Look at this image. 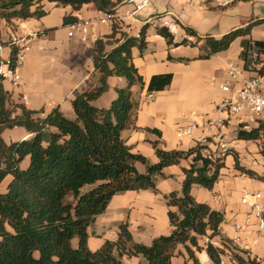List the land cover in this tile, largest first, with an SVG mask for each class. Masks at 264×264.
Listing matches in <instances>:
<instances>
[{
	"label": "trees",
	"instance_id": "trees-1",
	"mask_svg": "<svg viewBox=\"0 0 264 264\" xmlns=\"http://www.w3.org/2000/svg\"><path fill=\"white\" fill-rule=\"evenodd\" d=\"M43 1L69 5L74 11L93 3L97 11L115 13L124 0H0V22L15 28L17 21L36 17ZM76 21L66 17L65 25ZM262 24L264 19L251 21L219 39L199 36L194 29L184 27L189 37L196 38L195 42L183 39L174 43V37L165 27L157 28L156 32L169 45L202 44L201 59L226 52L237 39H242L240 58L243 60L252 47L264 54V41L249 39L253 29ZM147 29L146 24L139 37H130L114 24L110 35L95 42L92 51L95 73L88 81L89 88L72 101L73 119L58 108L44 115L43 111L14 103L0 80V185L10 177L6 191L0 193V264H121L124 256L143 258L147 264H173L180 246L186 248L190 259L197 264L192 248L199 252V238L220 235L225 216L208 204L197 202L191 193L193 187L212 191L225 167V157L230 154L238 171L264 182L253 171L243 169L232 151L223 158H215L209 145L167 151L154 142L157 162L153 163L133 152L125 142L122 133L136 128L139 108L132 88L144 85L143 77L132 64V50L137 48L142 53L147 48ZM15 58L13 49L11 60ZM111 77L124 78L127 86L116 90L117 97L108 108L94 106L92 103L109 89ZM172 79V74L152 76L148 93L164 91ZM15 128L24 129L31 137L7 144L1 135ZM262 134L263 123L250 130L237 127L239 140H260ZM186 160L190 163L182 168L181 192L165 195L172 227L169 235L154 238L150 245L135 243L126 223L120 225L117 240H108L98 250H90L88 230L116 195L158 193L157 181L166 178L164 170L180 166ZM139 165L145 168L144 172L139 170ZM74 239L78 241L77 247L73 246ZM224 242L230 243L227 239ZM206 251L212 264H221L224 249L208 244ZM233 258L236 264H261L240 253H233Z\"/></svg>",
	"mask_w": 264,
	"mask_h": 264
},
{
	"label": "crops",
	"instance_id": "crops-1",
	"mask_svg": "<svg viewBox=\"0 0 264 264\" xmlns=\"http://www.w3.org/2000/svg\"><path fill=\"white\" fill-rule=\"evenodd\" d=\"M192 1L155 0L153 4H157L156 10L152 9V5L134 17H128L132 9L125 1L117 7L114 24L128 36L139 37L141 29L148 25L147 48L142 53L137 48L132 50V64L144 79L143 86L136 85L132 88L133 97L139 104L136 128L125 130L122 137L133 148V152L144 155L153 163L157 162L152 145L154 142H159L160 147L167 151H187L201 141L210 139V150L215 154L221 141L228 145L229 151L237 154L243 169L253 171L264 179V156L261 152L262 147L258 145L260 141L239 140L237 127L231 125L221 128L217 122L220 118L218 106L227 98L221 87L230 83L228 70L231 66L243 65L240 58L243 51L242 39H237L226 52L201 59L199 56L202 52L199 47L202 44L198 47L169 45L167 40L156 32L157 28L165 26L164 21L176 20L184 32V27H189L199 36L209 35L219 39L229 33L222 35L220 29L228 26L230 17L215 15L212 10L218 7H213L214 5L209 2L195 0L197 4L209 5L210 11L213 12L215 21L205 28L195 23H187L186 16L182 13L185 9L176 11L173 8H181V5ZM228 8L234 10L233 15L238 17L237 25L240 26L245 27L251 21L264 19V0L240 1L226 9ZM186 10L188 12L191 8L187 7ZM101 14L93 3L84 5L80 11H74L69 5L43 1L36 17L17 21L15 28L6 26L3 21L0 22L1 45H5L13 36L31 35V48L18 69L21 77L19 84L14 85L10 80L2 81L5 90L11 94L12 101L24 104L29 110L43 111L44 115L58 108L66 117L70 119L75 117L72 101L89 88L91 83L89 85L88 81L95 73L92 58L95 42L110 35L113 26L95 24L86 40L82 41L78 35L69 37L65 18L73 17L77 21H82L99 18ZM235 28L232 29L236 30ZM256 28L249 39L258 40L252 36ZM181 38L183 39L184 35H181ZM193 40L196 38L192 37L189 41L195 42ZM174 43H178L175 38ZM12 53V49L4 48L0 58L8 59ZM160 74L173 75L170 86L161 92L148 93L151 77ZM93 81L96 83L97 79ZM108 85L107 92L92 103L94 106L108 108L117 97L116 90L125 88L127 81L121 77H111L108 79ZM190 127L194 128L191 135L178 136L179 131H185ZM1 137L4 142L10 144L29 139L31 135L22 128H15L4 131ZM224 162L225 167L221 170L220 180L212 191L199 186H194L191 191L197 202L208 204L213 210L222 212L225 216L220 235L212 239L207 236L199 238L201 247L199 252L192 248L198 260L197 264H212L206 251L209 243L221 249L226 247L222 264H235L228 258L231 250L225 246L226 239L233 241L251 258L264 264V227L261 228L259 220L252 215L250 204L242 203L245 197L249 203L254 202L255 194H261L264 199V182L238 171L232 154L227 155ZM189 163L190 160H186L180 166L166 168L164 170L166 178L157 181L158 193L127 192L112 200L111 203L116 208L115 217L108 214L99 216L88 230L90 250H98L108 240H117L119 233L117 228L126 224L122 223L126 214L134 227H129L132 237L134 231H146V225L154 227L161 224L163 230H169L171 233L165 195L174 191L181 192L173 190L171 182L179 181L182 189L184 180L182 168L188 167ZM138 168L141 172L145 170L142 165ZM9 181L10 177L0 185V193L6 191ZM111 203L107 209L112 206ZM93 237H98V240L95 241ZM240 255L246 257L242 253ZM172 262L195 264L184 246L179 247V253ZM121 264L147 263L143 258L124 256Z\"/></svg>",
	"mask_w": 264,
	"mask_h": 264
},
{
	"label": "built area",
	"instance_id": "built-area-1",
	"mask_svg": "<svg viewBox=\"0 0 264 264\" xmlns=\"http://www.w3.org/2000/svg\"><path fill=\"white\" fill-rule=\"evenodd\" d=\"M125 3L130 5L132 11L128 13V17H134L136 14L149 9L155 0H124ZM162 1V0H159ZM218 8H227L240 1H253V0H204ZM115 13H103L99 18L76 21L73 24L68 25L69 37L78 35L82 41H85L90 33V29L95 24H102L106 26H113L116 20ZM170 21H164L165 28L171 31V35L178 33V25ZM169 31V32H170ZM177 35V34H176ZM183 39L192 40L187 34ZM4 48H10L16 50V58L14 61L11 57L8 59L0 58V80H10L14 85H18L20 82V74L18 69L21 64L24 63L25 54L31 48V35L24 37L13 36L5 45L0 44V57ZM256 48L252 47L247 51L246 57L243 59V65L241 67L231 66L228 70V78L230 83H226L221 88L227 94V98L218 106V112L220 118L217 121L221 128L227 126H235L244 130H250L252 128L259 127L260 124H264V67L260 70L256 68V64L260 59V56ZM239 84L240 87L236 86ZM194 128L190 127L185 131H179L178 136L191 135ZM201 145H210L207 140L201 141ZM229 152L228 145L224 142H219L217 152L214 154L215 158H223ZM264 156V154H263ZM254 202L249 203L247 197L242 200L243 204H250L251 213L260 222V227H264V199L261 194L253 195ZM210 244V243H209ZM225 246L229 248L230 254L228 258L231 262L235 263L233 253H244L245 258L250 255L239 249L233 241L225 243ZM215 247V246H214ZM221 249V248H219ZM224 251L226 247L223 248ZM226 254V251L224 255ZM221 256V259L223 256ZM251 258V257H250ZM254 259V258H252ZM222 264V262H221Z\"/></svg>",
	"mask_w": 264,
	"mask_h": 264
},
{
	"label": "rangeland",
	"instance_id": "rangeland-1",
	"mask_svg": "<svg viewBox=\"0 0 264 264\" xmlns=\"http://www.w3.org/2000/svg\"><path fill=\"white\" fill-rule=\"evenodd\" d=\"M187 7L191 8V10L188 11V12L186 10ZM213 7H216V6H213ZM173 8L176 11L185 9L184 11H182V13L186 16L185 17L186 22L190 23V24L191 23L198 24V25L202 26L203 28L207 27L209 24H211V22L213 23L215 21V19L213 18V12L212 11H214L215 12L214 14L217 15V16H221V15L229 16L230 17V19H229L230 23H228V26L223 27V28L220 29V33L222 35L234 30V29H232L233 27H236L235 29H238L240 27H244V26L237 25L238 24V19H237L238 17H235L233 15L234 10L232 8H228V9H226V8L225 9L214 8V10L210 11V9H209L210 6L209 5H207L205 3L204 4H197L195 0H193L189 4H184L183 6L181 5V8H177V9L175 7H173ZM152 9L156 10L157 9V4H153ZM166 21H170V22L174 23L175 25H178V22L176 20H166ZM164 27H166V26H164ZM178 27H179V25H178ZM178 29H179L178 33H176L177 35L176 34H173V35H174L175 40H177V42H181L183 40L181 38V35H185L186 36V31L184 32L181 27H179ZM170 33H171V31H170ZM252 36H253V38L258 39V40H264V24L260 25V27L258 26V28H256L254 30V33H253ZM193 41H196V40H193ZM263 67H264V54H262L260 56V59L258 60V62L256 64V68L258 70L262 69ZM238 87H240V85ZM73 118L74 117H72L71 119H73ZM259 141H260V143L259 144L257 143V144L262 147L261 152H262V154H264V134L261 135V138H260ZM142 171H144V169ZM171 188H173V190L181 191V183H179V181H177V180H174V181L171 182ZM140 192H143V191H140ZM123 194H125V193L116 195L113 198V201H114L115 198H117L119 196H122ZM111 205H112V203H111ZM106 214L112 215L113 217H115L116 208H114L113 205H112L101 216H104ZM123 220L124 221H122V223H127L129 227L134 228L133 224L129 221L127 214L124 216ZM119 229L120 228L118 227L117 230L119 231ZM169 234H170V231L169 230H166V231L163 230L161 224L159 226H154V227H150L149 225L148 226L146 225V231H144V232H142V231L141 232L134 231V233H133V235H134L133 236V241L136 242V243H141V244H150L151 240L154 237H158V236H161V235L167 236ZM93 239L95 241H97L98 237H95V238L93 237ZM95 241H93V242H95ZM73 246L74 247L78 246V241L76 239L73 240Z\"/></svg>",
	"mask_w": 264,
	"mask_h": 264
}]
</instances>
